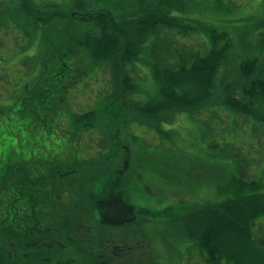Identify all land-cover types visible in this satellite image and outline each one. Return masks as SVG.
Wrapping results in <instances>:
<instances>
[{
  "label": "trees",
  "instance_id": "16d2710c",
  "mask_svg": "<svg viewBox=\"0 0 264 264\" xmlns=\"http://www.w3.org/2000/svg\"><path fill=\"white\" fill-rule=\"evenodd\" d=\"M68 1L69 7L51 6L44 16L37 9L35 17L47 28L55 18L69 28L64 29L70 46L59 49L61 63L54 75H64L66 82L40 90L39 102L46 100L48 107L39 112L40 124L34 122L39 114L29 110L26 143L19 144L24 138L17 135V141L0 145V215L6 217L0 220V264H139L146 259L129 245V234L149 237L144 225L160 210L142 201L144 190L151 194L143 177L131 182L124 176L126 153L121 152L127 146L109 139L119 136L129 115L165 140L174 131L166 128L169 119L183 114L198 123L195 114L208 110L230 132L241 133L245 121L251 122L246 131L262 139L264 18L253 24V35L249 28L241 40L218 19L205 20L200 0ZM218 3L230 8L223 0ZM81 23L89 28L84 34L76 30ZM191 34L201 39L200 48L181 43ZM83 57L110 63L114 92L101 98L98 108L72 113L59 95L69 88L71 71L85 69ZM142 67L147 78L135 77ZM51 99L61 102L66 115L59 117ZM10 106L0 113L13 110ZM49 120L58 122L55 134L47 127ZM200 121L202 132L211 134L209 152L227 174L216 168L214 196L208 193L180 209L167 203L159 214L178 224L179 239L186 237L205 264H264L263 169L255 174L256 158L244 144L220 141ZM96 132L111 144L103 154L96 152ZM175 185L174 193L184 188ZM32 258L39 263L25 261Z\"/></svg>",
  "mask_w": 264,
  "mask_h": 264
},
{
  "label": "rangeland",
  "instance_id": "374dc122",
  "mask_svg": "<svg viewBox=\"0 0 264 264\" xmlns=\"http://www.w3.org/2000/svg\"><path fill=\"white\" fill-rule=\"evenodd\" d=\"M66 1L0 0V108L7 105L14 108L8 113H0L1 146V142L6 143L11 139L17 141V135L24 138L19 144L23 141L26 143L29 140L26 135L30 134L28 125H31L29 110H35L39 114V119L34 122L40 124L42 117L39 112H43L44 108L48 107L46 100L39 102L40 90L51 87V84L52 87L61 86L64 84L62 82H66L64 75L56 76V78L54 75L61 63L62 53H59V49L65 51L64 47L68 49L70 46L68 34L64 29L69 28L66 24L63 26L66 22L60 18L49 21L48 28L43 20L35 19L40 15L37 9L44 16L46 11L51 10V6L54 9L69 7L70 3L69 1L65 3ZM113 1L122 4L131 0H110L111 3ZM200 2L201 5L199 3L198 7L201 6L203 11H207L204 15L205 20L218 19L217 22L229 26V32L241 40L245 38L249 28L250 34L253 35L255 31L253 24L264 18V0H223L229 5V9L225 6L221 7L218 0H200ZM27 6L32 9L28 10ZM132 10L133 7L129 6L128 12ZM88 29L87 24L82 23L76 28L79 34H84ZM181 43L198 49L202 41L198 35L191 34L183 37ZM83 58H80V65L85 66V69L82 67L80 70L71 71L67 82L69 88L59 95L60 101L64 99L66 107L72 113H85L98 108L101 105L100 99L111 96L114 92L110 63L101 64V60L93 61L87 57ZM86 71L88 73L84 76ZM146 73L142 67L137 69L134 75L147 78ZM78 75L81 76L77 77ZM60 101L51 99V105L56 108V112H61L59 117H62L66 114ZM195 115L208 123L214 132L213 136L220 141L225 139L236 145L244 144L248 149L245 151L251 152V155L256 158L254 173L260 174V170L263 169L264 180V135L262 139H259L250 131H246L250 128L251 122L245 121L241 133H236L234 130L230 132L228 128H225L226 124H222L220 118L211 119L212 113L209 110ZM129 116L131 117L127 118L119 136L115 135L114 138L111 136V139H108L113 142L119 139L127 146V151L121 152L123 155L126 153V157L124 159L122 157V161L124 160L122 164L125 162L126 165L123 171L124 176L132 179L131 182L138 176L143 177L150 186L151 194L144 190L145 199L142 201L151 203L149 209L160 210L156 215L148 216L153 220L144 225L145 232H149V237L145 235L146 238H137L140 235L139 232L130 233L132 243L129 245L134 246L135 252L139 253L142 259H146L139 264H205L194 245L190 243L188 245L186 237L179 239L177 232L180 235L182 232L178 224L168 222L159 213L164 212L167 203H173L172 208L180 209L194 201L193 199H195L194 202L202 201L208 193L212 192L214 196L218 184L214 173L221 163L220 159L214 158L216 156L208 150L206 138H210L211 134L206 136L205 132H202L203 125L199 119L196 118L198 121L196 123L183 114H179L167 121L169 125H166V128L174 131H171L168 138L162 140L154 132L146 129V126L140 123L141 121L135 120L136 116ZM46 123L51 133L55 134L58 122L49 120ZM63 123L66 124V122ZM93 135L95 139L93 142L97 145L96 152L103 154L109 151L110 142L98 132ZM3 138L7 140L3 141ZM90 145L92 141L88 138V148ZM89 151L93 152L92 147ZM209 167L210 172L205 170ZM223 168V166L220 167V172L226 176L227 171ZM175 184L182 185L184 188L174 193ZM141 203L145 205L144 202ZM142 216L145 215L140 213V217ZM5 218L2 213L0 220L5 222ZM190 248H192L191 251ZM38 259L32 258L25 261L39 263Z\"/></svg>",
  "mask_w": 264,
  "mask_h": 264
}]
</instances>
